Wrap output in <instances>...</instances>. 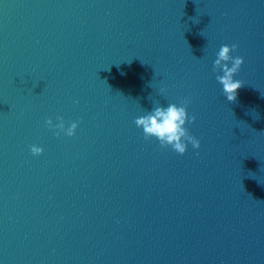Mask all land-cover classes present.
I'll use <instances>...</instances> for the list:
<instances>
[{
	"label": "water",
	"instance_id": "obj_1",
	"mask_svg": "<svg viewBox=\"0 0 264 264\" xmlns=\"http://www.w3.org/2000/svg\"><path fill=\"white\" fill-rule=\"evenodd\" d=\"M185 99L181 155L135 120ZM0 264H264V0H0Z\"/></svg>",
	"mask_w": 264,
	"mask_h": 264
},
{
	"label": "clouds",
	"instance_id": "obj_2",
	"mask_svg": "<svg viewBox=\"0 0 264 264\" xmlns=\"http://www.w3.org/2000/svg\"><path fill=\"white\" fill-rule=\"evenodd\" d=\"M238 48V45L231 46L225 44L220 47L216 53L213 70L218 74L217 81L222 85L224 96L228 101H235L237 98V90L242 86V81L235 79V75L244 63L241 56H233L232 52ZM222 73V74H220ZM166 89L161 88L162 94L166 93ZM189 101L183 100L180 104L169 103L167 107L156 106L151 111L139 116L135 123L137 127L142 128L146 139L155 138L159 141L161 147H171L179 154H184L190 143L194 149L200 148V141L190 134L186 125L194 122L196 117H189L188 107ZM58 122H54L49 118L46 123L48 127L55 131L57 136L63 133L66 136L72 137L78 128V122L72 121L66 124L62 116H58ZM44 149L41 146L33 144L31 153L39 156Z\"/></svg>",
	"mask_w": 264,
	"mask_h": 264
}]
</instances>
